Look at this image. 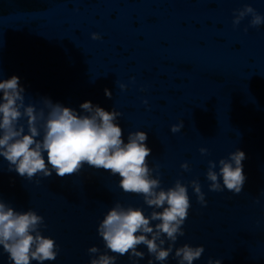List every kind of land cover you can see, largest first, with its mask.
Wrapping results in <instances>:
<instances>
[{
	"label": "clouds",
	"instance_id": "obj_1",
	"mask_svg": "<svg viewBox=\"0 0 264 264\" xmlns=\"http://www.w3.org/2000/svg\"><path fill=\"white\" fill-rule=\"evenodd\" d=\"M233 16L234 27L249 16L250 27L264 24V15L250 5L236 10ZM91 39L99 40L101 36L93 33ZM119 87L121 91L126 90L124 84ZM105 95L112 98L108 89H105ZM43 103L44 107L40 109L25 104V89L20 86L19 77L0 80V157L7 161L8 170L28 180L38 175L51 177L53 172L64 178L79 173L85 165L108 171L112 176L118 175L122 191L141 195L144 204L153 211L146 216L140 208L116 203L97 228L105 251L101 253L98 247H90L88 253L93 257L90 264H117L118 257L125 255L130 260H142L145 253L137 250L141 245L146 246L148 255L155 261H166L173 253L178 237L185 235L182 226L192 207L189 186L197 202L202 207L207 206L199 181L192 180L185 185L176 180L165 190L159 178V165L150 168L148 164L152 150L146 144L147 133H129L125 142L117 120L122 113L115 109L106 111L88 101L82 103L81 112H77L53 103L49 98H44ZM143 103L147 104V101ZM183 127L181 121L170 130L175 134ZM200 153L207 155L208 150L201 148ZM246 158L245 153L237 149L227 158L220 159L218 165L209 161L206 172L209 191L227 190L240 194L247 179L243 171ZM181 168L190 170L188 163L181 164ZM153 222L158 223L153 226ZM42 228H46L44 218L34 210L16 211L0 197V246L11 264H32V261L44 264L56 260L59 253L56 241L45 237ZM166 242L167 248L164 247ZM204 251L203 246L185 244L175 249L174 259L178 264H193ZM148 264L153 261L149 260ZM208 264H221V260L209 259Z\"/></svg>",
	"mask_w": 264,
	"mask_h": 264
}]
</instances>
